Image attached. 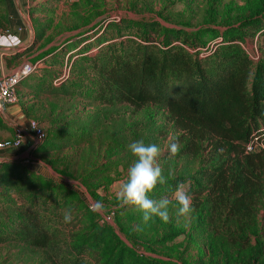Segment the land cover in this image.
I'll return each mask as SVG.
<instances>
[{"label":"rangeland","instance_id":"obj_1","mask_svg":"<svg viewBox=\"0 0 264 264\" xmlns=\"http://www.w3.org/2000/svg\"><path fill=\"white\" fill-rule=\"evenodd\" d=\"M263 14L264 0H0V63L5 73L33 68L18 83L15 120L25 125L35 121L48 132L30 151L0 150V235L11 234L20 208L37 204L58 213L59 238L70 227L60 224L66 212L72 219L81 216L82 229L91 224L107 227L113 240L109 247L123 246L127 264L149 259L168 264H264V195L253 223L244 230L234 222H218L203 195L193 198L195 211L187 220L177 216L174 200L169 222L154 216L144 224L135 206L119 207L116 192L136 160L129 143L142 139L160 147L158 163L167 181L195 173L207 151H182L184 142L177 139L179 132L164 108L93 100L92 82L84 78L95 77L94 62L83 58L85 43L78 48L88 39L90 53H96L103 35L119 40L122 34L134 35L132 21L187 32L204 29L201 41L211 47L230 27ZM124 20L126 25L108 30ZM240 28L245 34L238 40L240 46L255 62L264 60V31ZM9 64L20 66L7 70ZM10 119L0 109V140L13 136ZM171 142L179 144L174 156L168 151ZM176 187L166 183L149 197L171 200ZM107 215H112L110 221ZM51 254L18 238L0 242V264H54Z\"/></svg>","mask_w":264,"mask_h":264},{"label":"trees","instance_id":"obj_2","mask_svg":"<svg viewBox=\"0 0 264 264\" xmlns=\"http://www.w3.org/2000/svg\"><path fill=\"white\" fill-rule=\"evenodd\" d=\"M243 22L221 33L223 38L216 37L211 47L201 41L204 29L187 32L143 21H132L136 34H122L120 40L103 35L96 53H90L88 39L78 46L85 43L83 58L94 62L95 77H83L92 82L93 100L164 108L179 132L177 139L184 142L182 151H207L200 169L167 183L183 182L193 198L206 196L211 215L222 225L237 223L238 230L253 223L264 195V60L255 62L238 42L245 37L240 27L264 31V14ZM126 23L111 24L108 30ZM249 144L252 150H247ZM19 210L17 225L11 234L2 233L0 242L18 238L45 248L54 264H127L123 246L109 247L113 240L107 227L82 229L76 215L60 223L70 227L59 238L54 209L31 204ZM142 264L168 263L149 259Z\"/></svg>","mask_w":264,"mask_h":264},{"label":"clouds","instance_id":"obj_3","mask_svg":"<svg viewBox=\"0 0 264 264\" xmlns=\"http://www.w3.org/2000/svg\"><path fill=\"white\" fill-rule=\"evenodd\" d=\"M128 149L136 157V160L129 167L127 178L116 192L119 207L135 206V209L142 213L144 224H147L154 216L159 217L164 222H169V208L172 200H174L179 205L177 216L183 217L185 220L191 218L195 211L193 197L189 194L185 183L181 182L177 185L171 200L167 197L159 200L149 197V194L154 191L158 183L159 185L167 183L158 163L161 148L156 144H145L144 140L141 139L129 143ZM168 151L170 155H176L179 151V144L171 142L168 145ZM71 219V212H66L64 214L65 222H71ZM137 230H139V226H137Z\"/></svg>","mask_w":264,"mask_h":264},{"label":"built area","instance_id":"obj_4","mask_svg":"<svg viewBox=\"0 0 264 264\" xmlns=\"http://www.w3.org/2000/svg\"><path fill=\"white\" fill-rule=\"evenodd\" d=\"M3 54H0L2 60ZM33 70L27 71L26 68H21L12 73H5L3 64L0 63V109L5 110L7 106L18 102L17 86L18 83ZM13 136L11 138L0 140V150H20L25 149L30 151L39 143L46 140L48 132L44 126L35 121H30L28 128L20 125L13 127ZM251 144L247 150H252ZM112 215L105 217L106 221H110Z\"/></svg>","mask_w":264,"mask_h":264},{"label":"crops","instance_id":"obj_5","mask_svg":"<svg viewBox=\"0 0 264 264\" xmlns=\"http://www.w3.org/2000/svg\"><path fill=\"white\" fill-rule=\"evenodd\" d=\"M18 39H20V37H18ZM0 49H4V46L0 45ZM19 66H20L19 64L18 65H16V64H9L7 66V70H14L16 68H19ZM14 108L15 107H13V105H9L5 109V113H7V115L11 116L12 118H14V119H10L12 121V126L14 127L15 125H20V126H23L25 128H28L29 122H28V124L26 123L27 125H25V123H23L22 121H21L22 122L21 123L19 120H15L16 118H18V115L15 114V111L16 110H14ZM13 131H14V129H13ZM9 138H11V137H9ZM4 139H7V138H4Z\"/></svg>","mask_w":264,"mask_h":264}]
</instances>
